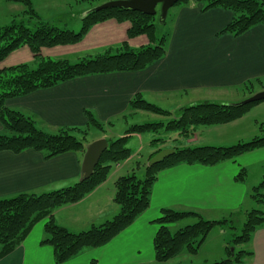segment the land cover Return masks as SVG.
Here are the masks:
<instances>
[{
  "label": "crops",
  "instance_id": "crops-1",
  "mask_svg": "<svg viewBox=\"0 0 264 264\" xmlns=\"http://www.w3.org/2000/svg\"><path fill=\"white\" fill-rule=\"evenodd\" d=\"M202 8L203 4L191 1L169 9L167 51L162 59L141 71L78 77L10 99L7 105L31 116L40 129L51 134L63 128L89 129L86 111H90L103 124L104 129L92 141L86 142L87 148L96 139L108 138L111 132L109 130L118 123L124 124L119 137L125 135L122 131L132 125H128L130 118L146 112L130 108V100L138 94L169 111L174 108L179 114L186 106L200 101H212L210 97L213 95H224L230 89H242L246 81L264 78V24H259L238 37L219 34L232 18V13L222 8L206 11ZM88 10H80V21ZM129 28V22L107 20L94 25L77 44L48 49L61 48L57 52H64L62 55H68L72 50L70 54L84 58L106 51L118 53L125 42L130 48L149 44L145 35L129 38ZM25 48L27 47L12 54H28ZM30 56L33 57L32 53ZM200 91L204 94L203 98L198 96ZM244 116L226 124L237 125ZM141 136L138 133L130 134V138L139 139L133 147L136 153L144 150L145 140ZM198 141L199 135L194 132L184 142L192 146ZM149 147L148 151L152 154L158 149L162 151L176 146H162L159 141ZM84 155L85 152L76 151L47 158L44 152L33 149L21 153L0 151V199L21 193L42 194L79 182L83 179ZM131 160L132 158H128L113 165L107 180L81 201L56 209V222L64 226V220L59 219L60 214H64V219L67 218L76 228L71 231L79 232L112 219L119 211V206L114 201L115 182L125 172V167ZM252 166L260 167L264 173V147L216 165L182 163L161 170L153 185L147 210L107 244L84 249L62 264H158L153 240L159 229L155 220L161 216L162 209L193 210L203 218L212 220L222 219L232 212L241 215L245 207L248 211V207L252 205L251 192L255 185L250 186L247 178L244 182L236 181V175L241 168L248 169ZM260 210L264 211V208ZM196 220L187 218L170 224L169 228L177 231ZM44 225L45 219L36 223L26 239L0 259V264H57L53 248L41 243L45 236ZM223 226L219 225L218 230L223 240L221 247L226 250L228 232ZM212 233L213 231L208 237ZM206 242L205 240L197 254L184 251L174 257L179 258L176 261H171L174 259L172 258L164 264L209 263L210 258L201 260L203 258L200 257ZM246 244L243 249L253 254L246 255L239 264H264V227L256 229Z\"/></svg>",
  "mask_w": 264,
  "mask_h": 264
},
{
  "label": "trees",
  "instance_id": "trees-1",
  "mask_svg": "<svg viewBox=\"0 0 264 264\" xmlns=\"http://www.w3.org/2000/svg\"><path fill=\"white\" fill-rule=\"evenodd\" d=\"M22 3L27 18L13 19L9 24L0 26V63L12 52L28 47L37 66L20 63L0 68V151L21 153L28 149L44 152L51 158L67 152L86 151L87 129L63 128L51 134L40 129L35 120L23 112L7 105L8 100L26 96L40 89L56 86L59 83L78 77L108 74L114 72L141 71L162 59L167 51L169 32L158 37L160 11L155 15L146 14L127 8L109 7L100 10L90 9L81 18V28L74 31L59 27L57 24L43 21L34 7L32 0H5ZM110 1V0H109ZM194 2L203 4V10L222 8L232 13V18L219 34H230L238 37L253 27L264 24V0H181L175 5ZM114 19L118 22H129L128 37L146 35L149 44L139 48H130L125 42L118 53L106 51L96 56L81 58L71 62L66 58L53 59L42 55L43 48L60 45H74L81 42L89 30L96 24ZM34 21L31 28L27 22ZM261 82L260 79H256ZM254 80L246 81L243 87L250 89ZM254 89V88H253ZM263 101V100H262ZM223 104L215 101H200L186 106L176 117L162 120L159 123L132 124L124 136L115 139L106 138L109 146L89 178H84L73 185L42 194L21 193L17 196L0 199V259L16 249L29 235L34 225L45 219V236L41 243L53 248L54 260L62 264L87 248H97L110 242L116 235L131 225L150 205L153 185L158 173L178 164L216 165L226 160L264 147V134L257 135L247 142H237L229 146H176L175 152L162 161L147 166L144 179L138 178L135 172L122 175L115 182L114 201L119 206L118 213L110 220L93 225L87 230L74 232L59 225L54 218V211L62 206L74 204L84 199L98 186L105 182L113 165L123 162L132 155L127 145L130 134L143 133L146 130H157L166 127L167 131H178L181 135L194 133L200 125L226 124L235 121L249 112L256 104ZM134 111H146L158 115L170 116L171 111L145 99L141 94L129 102ZM88 125L98 129L104 126L90 112L86 111ZM264 131V123L261 124ZM4 131L10 132V134ZM77 133L82 134L78 137ZM160 139H155L158 141ZM153 141V142H154ZM161 149L152 153L151 160ZM248 176L246 168H241L236 181L244 182ZM252 199L264 204V173L261 182L252 188ZM237 213L232 212L220 220H208L197 211L164 208L155 222L159 229L154 237L155 259L159 263L186 251L197 254L216 225L227 224ZM187 218H196V222L172 232L169 225ZM264 227V211L253 208L247 211L242 233L234 238L235 244L248 243L253 233ZM228 258L220 261L200 264H239L246 255L253 254L245 249L236 252L231 246L226 247ZM196 264V263H178Z\"/></svg>",
  "mask_w": 264,
  "mask_h": 264
},
{
  "label": "rangeland",
  "instance_id": "rangeland-1",
  "mask_svg": "<svg viewBox=\"0 0 264 264\" xmlns=\"http://www.w3.org/2000/svg\"><path fill=\"white\" fill-rule=\"evenodd\" d=\"M32 1L35 9L39 13L43 21L57 24L59 27L68 28L74 31H79L81 28V21L79 20L78 17L80 10L83 8L84 10L96 8L108 2L109 0H32ZM25 9L26 7L22 3L7 2L5 0H0V26L9 24L13 19L21 20L27 18V15L24 13ZM156 9L157 11L158 10L160 11V5H158ZM27 24L31 28L35 27L34 21H31L30 23L27 22ZM169 28H170V14L168 17H166V23L160 24L158 26V33H157L158 37H161L163 33L168 32ZM50 48L52 49L53 47ZM25 49H26L25 51H28V54H25L24 52H21L20 54H12L13 53L12 52L11 53L12 55L10 54L3 62L0 63V68H3L5 66L16 65L20 63H28L30 67L35 68L37 66V62H35L34 57L30 56L31 55L30 49L28 47ZM60 49L61 48H55V50H50L48 48H45L44 54L42 53V55L44 57H50L53 59L66 58L69 59L71 62H78L80 58H82L80 57L81 55L77 56L75 54H70L72 53V50L71 52L68 53V55H62L64 54V52H57L60 51ZM260 80L261 82H258V80H254V86H253L254 89L252 88V90L254 91L253 94L264 90V78H260ZM252 95H250L249 88L243 87L242 89H238V90L230 89L226 91L224 95H220V96L213 95L210 97L212 98L210 100L223 104H234L239 102V100L242 101ZM198 96L202 97L204 96V94L200 91L198 92ZM256 105L258 106L255 107L253 106L254 108L252 107L251 108L252 110L251 111L249 110L250 112L246 114L243 120L238 122L237 125L230 126L232 124L230 125L217 124V125L198 126L194 132L197 135H199V141L197 143H194L192 146H196V144H201V145L219 144L220 142L225 143V145H212V146H229L237 142H247L257 135L259 136L263 135L264 131H262L261 129V124L264 123V100ZM177 112L178 111H176V109L174 108L171 109L170 116L158 115L151 112H142L136 117L130 118L128 125L136 124V123H141V124L159 123L162 120L170 119V117H176ZM244 121L246 122L245 124L242 125L239 124V123H243ZM123 128H124V124L122 125V123H118L114 128H112V130L111 129L109 130L111 132L109 133L108 138L111 139L118 138L119 137L118 134L121 130H123ZM223 131H226V133H224ZM4 132L10 134V132L8 131H4ZM101 132L102 131L100 129L94 126H90L88 129L87 141H92ZM122 132L125 133V131ZM140 135H142L141 136L142 139L145 140L144 150L142 151L139 150V152L136 153V149L134 150L133 147L136 146L137 142H139V139L136 137L130 138L127 145L128 146L130 145L129 146L130 148L132 147L131 148L132 155L130 156L132 160L125 167L126 170L128 171L125 170V172L122 173L121 175L128 173L132 174V172L134 171L138 176V178L144 179L147 173V166H148L147 159L148 156L151 154L150 151H148L150 149L149 146H153L154 143H158L159 141L162 146L171 145L173 147L179 146L180 148L184 146H188L189 144H185L184 141L185 139H187V137L191 135V133H189L188 135H181L178 131H167L166 127L164 128L159 127L157 130H146L143 133H140ZM77 136L81 138L82 134L77 133ZM174 138H178V139L174 140ZM155 139H160V140L152 142ZM247 170H248V176H247L248 184L250 186L258 185L263 177V173L260 167L252 166L249 167ZM113 182L114 180L111 181V183ZM250 201L252 205L251 207H248L250 208L249 210H252L253 208L256 209L264 208V204H259V202L254 199ZM247 205L248 203L246 204V206ZM246 208L247 207H245L241 215L240 213L237 214V216L233 217V220L228 221L227 224H224L223 226V229L228 232L226 235L228 244L226 243V246L230 245L231 249H234L236 252L242 250L247 246V244H235L233 242L235 236L242 233V229L246 221V213H247ZM59 219L64 220V226L67 227L68 229L76 230V228L73 225H71V223L67 218L64 219V214H60ZM192 219L196 220L194 218ZM208 220H212V219H208ZM218 229H219V225H216L212 229L213 233L206 239L207 242L203 246L202 254L200 256L201 258H203L201 260H206L205 258H210L209 261L213 262L214 260L220 261L222 259L228 258L227 250H224L221 247L223 244V240H222V235L219 233ZM172 232H175V229H172ZM175 259H179V258L178 257L174 258L171 261H176ZM201 262H205V261H201ZM160 264H164V263H160Z\"/></svg>",
  "mask_w": 264,
  "mask_h": 264
},
{
  "label": "water",
  "instance_id": "water-1",
  "mask_svg": "<svg viewBox=\"0 0 264 264\" xmlns=\"http://www.w3.org/2000/svg\"><path fill=\"white\" fill-rule=\"evenodd\" d=\"M179 1L181 0H110L93 9L100 10L109 7H120L155 15L157 12L156 8L158 5H160V21L165 22L169 9ZM262 100H264V90L237 102V104H248ZM108 146L109 143L106 138L97 139L87 145L82 164L83 179L89 178L92 175L95 167L101 159L103 152L108 148ZM174 152L175 149H164L160 151L149 161V165H153L162 161L164 158L168 157Z\"/></svg>",
  "mask_w": 264,
  "mask_h": 264
}]
</instances>
